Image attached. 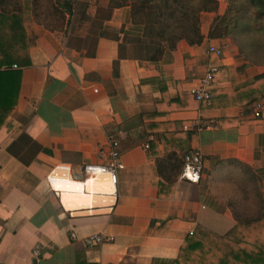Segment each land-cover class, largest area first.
<instances>
[{
    "label": "crops",
    "instance_id": "1",
    "mask_svg": "<svg viewBox=\"0 0 264 264\" xmlns=\"http://www.w3.org/2000/svg\"><path fill=\"white\" fill-rule=\"evenodd\" d=\"M32 1L4 0L7 7H20L30 64L12 65L18 76L10 82V98H0V117L13 104L0 126V264H176L190 230L222 235L235 226L217 194L229 160L252 169L264 198V112L259 118L252 114L253 102L264 96V65L248 63L230 37H209L226 0L200 14V44L180 40L154 62L122 58L116 74L113 63L124 35L143 34L132 22L129 3L101 20L96 13L110 0L85 1L83 22L67 31L66 19L61 28L37 22ZM91 20L101 26L94 54L88 55V44L74 40L87 36ZM101 30L119 39L99 35ZM210 45L222 47V55L209 52ZM211 65L218 67L211 90L230 93L254 84L256 97L230 105L222 104L228 98H216V106H199L189 89ZM162 93L166 101L180 96L181 106L161 103ZM184 122L217 126L190 132L181 130ZM164 124L180 136L189 134L176 155L199 150L202 179L192 183L171 176L173 193L161 186V195L158 160L171 152ZM21 134L45 149L35 153L32 144L18 142L14 148L28 163L8 151ZM110 135L120 141L124 164L117 184L106 175L83 181L81 166L98 161L97 149ZM212 173L218 178L210 181ZM94 233L110 234L113 240L84 245L83 239Z\"/></svg>",
    "mask_w": 264,
    "mask_h": 264
},
{
    "label": "trees",
    "instance_id": "2",
    "mask_svg": "<svg viewBox=\"0 0 264 264\" xmlns=\"http://www.w3.org/2000/svg\"><path fill=\"white\" fill-rule=\"evenodd\" d=\"M125 2L131 6L133 24L140 25L143 34L124 35L123 42L119 43L118 58L113 63V74L117 73V64L122 58L154 62L159 60L164 52L173 50L180 40H185L189 45L200 44L203 39L200 14L215 11L218 7L217 0H110L106 8L97 11L96 17L101 20L108 19L112 9ZM77 7L78 4L72 0H64L61 4L55 3L54 0H33L32 14L37 22L46 27L61 28L65 13L76 11ZM87 7V3L81 4L80 20L83 19ZM103 9L107 12L100 15ZM98 25L100 27L101 22ZM99 35L119 39L118 34L105 30H101ZM208 35L211 38L230 37L237 46L239 55L248 63L264 65V0H226L225 10L213 19ZM87 38L88 36L77 37L74 41L82 46ZM96 39L97 37L93 38L90 47L87 45L88 55L94 54ZM29 45L30 38L25 31L20 7H7L4 0H0V98H10V82L18 76L17 72L12 71V65L23 67L30 64ZM256 95L254 84L230 93L210 90V102L205 104L200 101L199 106H216L219 104L216 98H228L223 105L239 104L240 98H255ZM178 98L180 96L175 100L166 101L162 93L161 103H174L180 107L182 103ZM11 107L13 104L0 117V126ZM156 108H160L158 103ZM1 112L0 108V114ZM164 125L163 136L171 147V152L165 161L158 160L159 172L164 179V182L159 183L161 195V186L166 187L168 194L173 193L174 179L170 180V177H176L182 167V156L179 158L176 151L183 148L189 135L180 136L175 129L167 127L169 124ZM143 128L146 130L147 126L144 125ZM18 142L22 145L32 144L35 153L45 150L29 136L21 134L8 147V151L25 163H28V160L21 150L14 148ZM225 163L230 168L220 174V189L217 194L231 210L236 224L222 235L206 230H201L198 234L193 231L181 246L176 264H264V198L257 184L259 178L245 164L235 160ZM217 178L216 174L212 173L209 179L212 181Z\"/></svg>",
    "mask_w": 264,
    "mask_h": 264
},
{
    "label": "built area",
    "instance_id": "3",
    "mask_svg": "<svg viewBox=\"0 0 264 264\" xmlns=\"http://www.w3.org/2000/svg\"><path fill=\"white\" fill-rule=\"evenodd\" d=\"M81 1L90 0H73L74 3ZM76 11L67 12L65 14L66 28L67 31L70 30L72 23L75 18ZM209 52L213 53L215 56L220 57L222 55V47H217L210 45L208 47ZM13 67H16L14 64ZM218 71V67L211 65L204 75L200 76L194 86L189 89V94L197 101L209 102L210 100V90L213 85L214 74ZM93 91H97V86L92 84ZM264 112V96L256 99L252 104V114L255 118L261 117ZM217 126L215 122H205V123H189L184 122L181 124V130L183 131H201L203 129L213 128ZM152 137H149V140ZM144 147L148 149V141L144 144ZM97 162H85L81 166L83 181L97 177L100 175H106L110 183L115 186L118 180V173L123 169L124 164L122 161V154L120 151V141L117 136L110 135L107 138V142L101 144L97 149ZM182 167L178 174V180L187 182H199L202 179V154L197 149H189L187 152L183 153L182 157ZM193 234V230L189 231V235ZM113 240V236L110 234L94 233L86 236L83 239L84 245L94 246L103 244ZM37 253V251H36Z\"/></svg>",
    "mask_w": 264,
    "mask_h": 264
},
{
    "label": "rangeland",
    "instance_id": "4",
    "mask_svg": "<svg viewBox=\"0 0 264 264\" xmlns=\"http://www.w3.org/2000/svg\"><path fill=\"white\" fill-rule=\"evenodd\" d=\"M73 1V0H72ZM83 3H85V1H81V2H77V4H78V9H77V11H76V13H75V18H74V21H73V23H72V28L73 27H75V26H78L79 25V23H82L83 21L82 20H80L79 19V17H78V10H79V8L81 7V4H83ZM104 11H102L101 13H100V15H104V14H106V10L105 9H103ZM96 17V16H95ZM87 21H88V19H87ZM98 22L97 21H95V20H91V23H90V26H89V31H88V33H87V36H88V38L85 40L86 42H85V44H88V46L90 47L92 44H93V38L95 37V35H96V33H97V30H98ZM85 33V32H84ZM89 34H91V35H89ZM90 36V37H89ZM91 37H93V38H91ZM91 39V40H90ZM258 187H260V185H259V181H258Z\"/></svg>",
    "mask_w": 264,
    "mask_h": 264
}]
</instances>
